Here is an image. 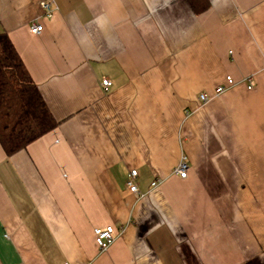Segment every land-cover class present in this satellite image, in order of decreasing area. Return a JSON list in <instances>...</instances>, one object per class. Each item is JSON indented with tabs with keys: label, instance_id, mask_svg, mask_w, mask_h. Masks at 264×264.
I'll return each instance as SVG.
<instances>
[{
	"label": "crops",
	"instance_id": "crops-1",
	"mask_svg": "<svg viewBox=\"0 0 264 264\" xmlns=\"http://www.w3.org/2000/svg\"><path fill=\"white\" fill-rule=\"evenodd\" d=\"M44 1L0 0L59 124L0 144V264H264V0Z\"/></svg>",
	"mask_w": 264,
	"mask_h": 264
},
{
	"label": "trees",
	"instance_id": "trees-1",
	"mask_svg": "<svg viewBox=\"0 0 264 264\" xmlns=\"http://www.w3.org/2000/svg\"><path fill=\"white\" fill-rule=\"evenodd\" d=\"M58 125L10 39L0 34V144L5 152L11 156L26 149Z\"/></svg>",
	"mask_w": 264,
	"mask_h": 264
},
{
	"label": "built area",
	"instance_id": "built-area-1",
	"mask_svg": "<svg viewBox=\"0 0 264 264\" xmlns=\"http://www.w3.org/2000/svg\"><path fill=\"white\" fill-rule=\"evenodd\" d=\"M43 10H44V16L48 19L52 18L54 15V12L57 10V6L54 2V0H47L44 1L41 4ZM30 33L33 35H40L44 31V26L40 23V18H37L35 21H33L30 25ZM227 83L229 86L234 85V80L232 77H227ZM103 87L109 88L111 87V82L109 80L103 81ZM226 90V87L222 86L219 87L216 90L215 96H219L222 93H224ZM201 102L203 104H206L210 100V96L208 94H202ZM188 170L189 166L186 163L185 160L181 161L179 165L175 168L174 174L179 176L181 179H186L188 176ZM137 178H138V171L132 170L128 176L127 179V188L128 190L133 194L141 195V192L139 190L138 184H137ZM161 184L160 180H156L153 182L152 186L153 188L158 187ZM94 236H95V243L99 250L101 252H106L109 250V248L114 244L116 241L117 232L113 226H109L106 228H96L94 229ZM69 264V263H66Z\"/></svg>",
	"mask_w": 264,
	"mask_h": 264
}]
</instances>
